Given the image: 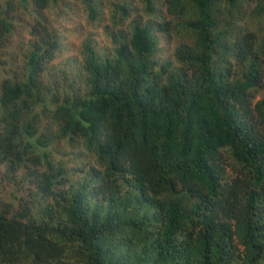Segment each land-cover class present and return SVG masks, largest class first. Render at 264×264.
<instances>
[{
    "label": "trees",
    "instance_id": "16d2710c",
    "mask_svg": "<svg viewBox=\"0 0 264 264\" xmlns=\"http://www.w3.org/2000/svg\"><path fill=\"white\" fill-rule=\"evenodd\" d=\"M0 68V264H264V0H0Z\"/></svg>",
    "mask_w": 264,
    "mask_h": 264
},
{
    "label": "rangeland",
    "instance_id": "374dc122",
    "mask_svg": "<svg viewBox=\"0 0 264 264\" xmlns=\"http://www.w3.org/2000/svg\"><path fill=\"white\" fill-rule=\"evenodd\" d=\"M67 26H69L70 28H74V25H67ZM24 29V28H23ZM65 32H66V29L67 28H62ZM68 30V29H67ZM73 33V32H72ZM18 34H20L19 32H18ZM24 34V36H26L28 33L25 31V29H24V32H22L21 33V35H23ZM20 35H18V36H16L15 37V39H19L20 37H19ZM28 37V36H27ZM78 40V39H77ZM77 40H76V38H73V37H71V36H69V43H73L74 41H76L77 42ZM99 40L102 42V41H104V38L102 37H99ZM163 46H164V48H165V50H168V48H169V46L166 44V43H164L163 44ZM4 76H5V74H4V69L3 68H0V83H1V81H2V79L4 78ZM1 167H0V198H6V199H9L10 201H12V202H14L16 205H18V202L16 201V200H14V198H12L13 197V195L11 194V190H10V187L8 186V183L6 182V176H5V173H6V168H5V166L4 165H0ZM18 195H20V193H18Z\"/></svg>",
    "mask_w": 264,
    "mask_h": 264
}]
</instances>
